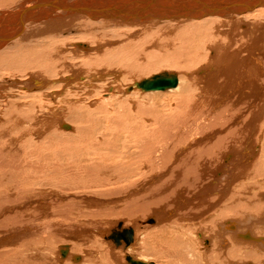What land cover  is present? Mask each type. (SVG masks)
Here are the masks:
<instances>
[{
    "label": "bare ground",
    "instance_id": "obj_1",
    "mask_svg": "<svg viewBox=\"0 0 264 264\" xmlns=\"http://www.w3.org/2000/svg\"><path fill=\"white\" fill-rule=\"evenodd\" d=\"M32 1L33 0H26V1L24 0L21 1L22 3L19 6H15V7L10 6L12 7V9L7 10V15H4L5 13L2 14L4 18H0V58H1L0 66L2 67L3 70L4 68H9L11 66H15L18 64L28 66L29 69L39 68L46 72H48L51 68H54L53 70L55 69L58 70L59 68H61L62 69L61 71L62 72L65 71L66 73V75H63L61 79H59V81L63 82L64 86L60 91L53 93L54 95H57L58 93L63 94L66 90L71 89L73 86V89H71V91L68 93L70 96H75V97H78V95L82 96V94H79L80 92L78 93L74 92L75 95H72L73 94L72 91L74 90V88H76V90L78 91L82 90L84 92L83 94L84 96L87 97L90 96L94 99L93 96L98 94L99 87H101L98 81H100L101 80L100 78H103L105 76L104 73L108 71V68H106L105 66L108 67L109 65V68L111 65H115V64H118L117 66H121V67L123 66L124 67L123 69H126V74H125L126 76L131 74L133 78L139 76L138 81H141L142 80L141 77L146 76L144 75L145 71L142 72L139 71L140 73H137L138 74L137 76L136 73H134L138 71V70L134 71V69L135 68L137 69L140 66L139 65L140 63L142 64L143 62H145L151 67L158 62L159 63L161 62L163 64V61L165 62V65H168L167 63L169 62L174 63L175 66L184 65V67H186L184 70L180 72L179 69V73H181V75L183 76L182 81H184L185 83V84L183 83L182 86H181L182 84L181 75L176 72L174 73L170 70V72L172 73L162 72L160 74H156L150 77L149 79L142 80L137 84L133 83V85L129 86L126 89L125 92L128 93L127 96L129 94H132L131 92H134L136 90L137 91L139 90L140 93L148 94V93H157V92L162 93V92L178 89L177 90L178 94H174L176 95L175 96L176 100H179L178 103H176V106H174L173 108L172 106H170L172 103L170 104V102H162L161 106H163L164 103L166 104L167 114L161 111L154 114L155 117L157 118V121H154L152 126L150 125L152 129L151 131H147L146 127L143 129L140 128L141 129L140 135L142 136L136 137L137 134L135 136L136 140L137 139L139 140L141 138L140 139L141 142L137 143L138 146H141V144L144 146V143L147 142L146 144L147 146L145 147L149 148V150L150 149L151 151L153 150L152 147H149L150 145H153L156 148V150H161V148H163L164 142H166V139H172L169 138L172 135V128H177L180 133L184 134L186 136L185 139L186 142H192L190 138L198 135L197 132L201 130L202 131L207 130L206 132L207 134L203 133L200 139H195L193 141L195 143L206 141L208 137H209L208 139H210V137L212 136L214 137V135L218 131H220L222 127L220 125L222 124L229 125L231 123H236V125L233 126L235 129H233L231 133L228 131L229 133L224 137V139H229V141L227 142L230 143L231 142L234 143L237 141L239 143L238 139L244 135L242 131L245 130V128L247 130V135H245L247 139L246 141H244L245 143H243L244 149L241 150L242 152L237 153L236 159L230 162L231 165L223 164L224 162L228 163V161L234 156L232 155L233 153L229 154L231 150L230 152L228 150L229 153H226V155L223 154L224 152L222 153L224 157L223 159L222 157H220L221 159L219 161L222 162V160H224V162L218 163L219 162L218 161L217 165L219 164L221 165L216 171H214L213 164L209 165V162L211 160L210 161L205 160L207 156H210L211 154L208 153L207 151H202L203 148L202 150L199 151L197 150L198 156L196 157V159L194 158V162L190 161L192 160L191 158L193 154L192 151H191V155H188L185 158L183 157V159L179 157L180 162L177 161L174 162L175 164L176 163L178 164V166L175 167V171L177 169H181L186 164H187V168H186L187 171L188 166H190V172H193L194 176L192 178L187 179L188 183L189 184L191 183V186L198 185L201 183V186L200 185L198 186L201 187V189L197 192L194 191L190 192L189 190L184 188L181 184H179V182L181 183L182 180L186 179L184 177L179 178L180 176L175 177V178L178 177V180L172 178L174 179L173 181H175L176 183L172 182L170 185L163 184L166 188V192L174 193L171 196L172 199L175 198V200L171 201V203L174 204V208L177 211H175V209L170 210V212L173 211V215H168L169 212L164 208H160L158 212L157 211L155 212L157 213L156 219H158L159 222H164V221L166 222L168 220L166 222L167 226L164 225V227L163 226L160 227L157 232L158 234L161 232L163 233L162 235L159 234L161 236V237L159 236L160 238L163 239L175 238L177 241H174L173 243L175 246L178 244V246L175 250H171V249L170 250L165 249L162 251L159 250V252L160 251L161 252L159 254H153V256L176 259L177 258L176 255H178V257L181 258L182 253H184L183 251H185L181 248L184 246V249L187 250L190 249L191 246L189 244L191 241H193V243H197L196 245L205 244L206 246L204 248L205 249L204 251L206 252L205 256L207 257V255L209 256L211 254L205 260L206 262L207 261L211 262L210 260L213 258V256L214 257L217 256L218 253L217 251H220V257L221 256L223 257L225 255L226 257H228L230 253H233L232 257H228V258L234 259V254H236L235 255L237 256L236 260L240 261L239 258L240 256H243L242 253H244L246 256L243 257H248L249 259L251 258L250 256H255L257 264H264V261L262 260V258L264 257V253H262L264 252V200H263L264 195L262 197V195L261 194L259 195V192L257 193L256 191V189L258 190V188L264 187V183L256 180L259 177L262 178L264 177L263 174L264 147L262 152H260L262 154H261L260 162L258 164L256 163V160L258 158L257 157L254 158V149H257V146H254V142L256 145V142L260 141V139H262L264 136L263 134L264 132H262V129L264 128L262 127V125H264V121L260 124V122L264 118V102L257 104L258 97L264 95L263 92L264 87L262 90V87L260 86V81H264V22L263 19L260 20L262 13L257 14L260 16H258V19H256L255 21L250 22L251 20H248L250 22L249 25H244L242 23L244 18L253 17L252 15L254 13L261 11V9L264 8V0H37L36 2H32ZM0 2L4 3L5 0ZM10 2L12 1L9 2L7 1L6 3H10ZM15 4L16 3H14V5ZM2 9L0 8V11ZM262 12L264 11L262 10ZM75 25L76 28H74L73 30V28L71 27L72 26L74 27ZM160 25H162L163 28L157 31L155 28H157ZM118 26H130V28H126V27L116 28ZM67 28L68 29L71 28L73 32L77 30L78 32H75L77 35L72 36V38L69 37V35L70 34L73 35V33H70L71 31H69ZM115 29H117L118 32L115 31ZM119 29H122V31L123 30L124 31L121 32ZM128 30L131 31L130 33L126 34L125 32H127ZM152 30H156V31L153 33H148ZM47 34H50L52 37V39L49 38L50 41L49 40H47L48 42L46 41L47 44L38 43V42L33 43L34 36H40V35L46 36ZM64 35H68L69 39L68 40L65 39L66 41L62 40L64 41V43L62 42L63 44H61L59 41H55V39L57 40L59 38L63 39ZM108 37H110V39H114L115 41H110V40L104 41V39ZM30 38L33 39L28 42ZM40 38L42 39L43 36H41ZM87 39H89L88 42L92 41L91 44H96V45H89L90 43L86 42ZM26 41L27 43H25ZM118 41H123V42L125 41V42L124 43L119 42L120 44H122L121 46H119L120 44L117 45ZM9 45H11L12 47H9ZM112 45L118 46L120 48L116 50L114 47L115 49L114 50L112 48L113 47ZM32 48H35V50L34 49L32 50ZM108 48H112V51L113 50L114 51L110 52L108 51L109 50ZM69 54H71L72 56L70 57ZM66 55L68 56L69 62H66L67 61ZM43 59H48L51 65L50 66L47 65L49 67L42 66V63H44ZM62 60H66V61L64 62ZM153 60L155 61L154 63ZM56 66H58L59 68H57ZM121 67L119 70H121ZM146 68L149 67L146 66ZM119 70H117V72H115L114 74V78L116 79H119L121 76V73L119 74L118 72ZM85 72L87 74L84 77L83 75ZM58 73H59L58 71H54L53 74H55L54 76H56ZM34 75L39 77V75L37 74L30 75L29 80L31 81V85L32 84L35 85L33 90H35L37 86H45L48 84H55L57 82V80H54V81H49L52 83L47 82L48 83L47 84L44 83V81L32 79L34 78L33 77ZM41 79L43 80V77ZM107 79H111V77L110 78L107 77ZM3 80H5V78L2 79V81H0V91L2 90L1 88H3L1 86H5L4 84H6L5 81ZM119 80H120L119 82H123L121 81L122 79ZM159 80L166 81V83H164L163 86L169 85V87L165 88L164 90H156V91H152V90L149 91L146 88V86L150 82L159 81ZM76 81L79 82L75 83ZM226 85H232V87L234 85V88H237V90L240 91L243 88H245V90H247L246 92L244 90L241 91L243 93L242 95L244 97L246 96L244 101L240 103L239 101L241 98L240 95L238 97H235V99L230 102L225 101L226 100L225 95L223 96L224 98L221 96L219 97V92L223 89V87H228ZM194 87L200 90L197 94L193 93L194 90L192 91V88ZM117 91H121V90H118V88L114 87L113 84L112 85L108 84L106 87L105 95L108 97L114 96L116 94H119ZM244 92L246 93V95L244 94ZM121 93L123 94L124 92L121 91L120 94ZM221 93L223 92L221 91ZM118 96H116V98ZM231 96L233 97V95ZM98 99H96L95 101H97ZM75 101H76L75 103L73 102L71 104H78V102H80L78 98ZM49 104L51 105V103ZM45 105L46 104H44L43 106ZM30 109L33 108L30 107ZM149 112L142 113L141 117L144 115L148 116V114H150ZM41 117L44 118L43 116ZM213 119L215 121H213ZM43 120L47 122L50 121V119H43ZM20 121H23L24 123L30 121V115L28 109L24 111L23 109L20 108L19 102L8 103L5 105L4 109H1L0 129H2L3 127V129L1 130L3 131V133L6 132L7 125L9 123H16L18 125H21L22 123ZM139 122H142V119H139ZM214 122L222 123V124H219L220 129L218 127H217L218 130L216 128L214 129L217 132L215 131L213 132L212 130H211L212 132H210L209 128L211 127L209 124L211 123L214 124ZM179 123H181L182 125H179ZM241 124L243 125L240 126ZM45 125L46 124H44V126ZM32 126L28 127L29 132L31 131ZM67 126L71 128L69 124ZM228 128L229 127L226 128V131L228 130ZM117 129L119 130V128ZM37 130L40 131V129ZM246 130L244 132H246ZM137 132L139 131L136 132H134V130L132 131L133 134ZM153 134L154 137L157 138L156 139L154 138V142H148L147 139ZM177 137L178 136H175V139ZM215 137L214 140L219 142V140H217V137L216 139ZM15 140H17V136H12L8 141L14 143V145H17V142H14ZM149 140H152V138H149ZM168 141L167 143L169 144ZM175 142H173V145ZM223 142L226 141L223 140ZM203 143L204 142H202L199 145H203ZM205 143L207 144V142ZM240 143L242 148L241 139H240ZM2 144H5L6 146V141H1L0 145ZM231 146L232 145L230 144V146L228 145L227 147H231ZM120 147L118 145V148ZM192 148H193V144H191L189 151L192 150ZM231 149L234 150L233 148ZM144 150L146 149H143V151ZM4 153L5 152H0V225H1L0 229H5L6 225H8L7 228L14 229V231H16L17 230L16 226L19 225L17 222L12 223V221L17 219L18 216L16 215V218L15 217L13 218V216L11 215V212H13L12 210L16 209V207H19L17 208L18 210L20 208L22 209L23 207H27L28 205H33L34 202L36 201H37L36 207L38 209H44L43 206L45 205L42 201H40V199L37 198L38 196H34V194L37 193L30 190H28L30 191L28 192L29 194L28 197L19 198L20 190L17 191V187H18L17 185L23 184L25 186L26 185L24 183L25 180L20 178V176L14 172V170L17 168L14 162L9 163L6 162L8 160L4 161V159H6L4 158L5 156L2 157V154ZM131 153L133 154V152ZM105 159L106 158L96 157L91 160H87V164H83L81 168L82 169L84 168L85 172H88L90 170L93 171V169H100V166L104 164L103 160ZM253 159H255V161ZM96 160L101 161L100 164H97ZM213 163H216V160ZM153 164L155 165L156 163ZM18 165H20V162H18ZM148 165L145 166V163H143L142 169L146 170L149 167ZM154 165H151L150 168L151 171H155L156 168L153 167ZM251 165H252V169H251L252 172L249 176V181L239 182V184L236 185L234 189L231 190V188H233L232 186L234 182L236 183L237 182L236 180H239L237 179L239 178V176L237 175L236 170L238 169L245 171L246 169H249V166ZM44 167H46L45 164ZM76 167H80V166L78 165ZM103 167L105 168L106 166L103 165L102 168ZM127 168H128L127 180H130L135 176H140V175L144 176L146 174L139 167L133 166V164L132 166L128 165ZM161 170H164V168H162ZM9 172L11 173L9 174ZM207 172L209 174H207ZM246 172L248 173L249 171L246 170ZM179 173L177 172V174ZM208 175H210V178L207 177ZM239 175L241 176V174ZM246 178L248 179L247 176ZM165 179H170V178H165ZM116 181L115 182L108 181L107 183L105 181L104 184H102L101 186L106 187L107 185H110L112 187H116V185L118 184ZM44 182L45 181H42L41 187L44 185L43 184ZM123 182L125 181L123 180ZM166 183L167 180L165 181V184ZM32 186H34V184L29 187ZM172 186L179 188V190H177V192L167 191ZM22 188L23 187H21V189ZM122 192L124 191H121V193ZM124 193L127 194L128 192L126 191ZM53 195L56 196V194ZM121 196H125V195L121 194ZM195 196L196 198L193 199ZM58 197L59 199L61 198L60 200L64 198L60 194ZM142 197L144 196L142 195ZM58 201L59 200H57V202ZM212 201L213 202L217 201V202L215 204H211ZM59 203L63 204V202H59ZM133 203L137 205L140 202H133ZM148 203L142 202L138 206L141 208ZM85 205L88 207L90 206L89 204L86 203ZM63 206H66V204H63L61 207ZM215 207H218L219 208L218 211L221 212L218 213V215L216 216L220 217L221 215H223V216H231L232 218H228L227 222L224 223L222 222L223 223L222 225L218 223L219 226L221 227L223 226L225 228L223 229V232H221L220 234L217 232L221 238L216 236L215 239H212L210 235H208L209 237L201 238L200 233L203 231H199V230L204 227L202 225H204V223L206 224V219H208V218L203 219L201 217H204ZM196 208L199 211H201L202 214L197 212L195 214ZM186 210H189L190 212L189 213L186 212L184 214H187L188 216L195 214L193 219H197V223H198V218H199L200 224L198 225H201L197 231L189 230V233L191 234V238H189V236L185 234V230L189 228L190 224L184 225V220L182 219L183 217L186 218L182 213L183 211ZM22 213L23 212H21V215ZM66 213L64 214L63 212L62 214H60L61 218L63 219V222L61 223H55V216L53 217L44 216L47 213L46 214L43 213L44 215L41 216L40 211H38V214H34L29 217L23 215L24 218L28 219L29 222L28 224L26 223L22 225V227H24L25 230L19 234H16L14 238H6L0 241V245H1L11 240H16V242H18L16 243L18 244L17 245L18 247L9 248L7 251H0V260L3 262V260H7V259L11 260L9 256L15 259L20 255L22 256L26 255V257H29L30 259L39 260L36 259L34 256L42 255L40 256L41 257L40 261L43 260L45 261L47 259L49 260V262L45 261L46 263L44 262V264H52L54 258L61 256L59 260L60 262L63 259V257L67 255L66 259L61 264H71L70 260L73 258V261L75 260L79 261L81 259L79 257V254H81L83 255L81 259V264H110L111 261L114 264L115 261L114 252L118 253V251H116V247L114 246L123 245L122 247H120L121 248L120 251L121 250L123 251L122 248L127 249L128 247H131L130 244L133 241H135L134 245L132 244L133 246H135L139 242L137 235L134 238V230L132 228L122 230L121 229L122 225H121L119 227L120 230H116V231L112 230L109 237H105L106 239L111 240L115 245L113 246L110 243L106 242L107 244L106 247L108 250H106L105 252H107L108 255L107 257L101 256L102 258L100 259H102V261L100 260V262L102 263L98 262L99 256L96 253L97 250L100 248L95 249L96 246L95 244H91L89 246L88 245L89 242L87 244L88 246L86 244L78 243V242H75L74 244L64 242V244L60 245L58 250L56 249L57 252L53 256V254H51L52 251L51 247L54 245L50 246V244L53 238H56L55 236L59 235L57 234L59 231H66V229H69L70 231L74 226L76 227H74L73 229L79 230L84 225H86V223L84 224L80 223L81 226H77L79 224L76 222L75 219L79 215L81 216L80 213H76L74 215H69V213H67L68 214L67 215ZM89 213L91 215H85V217L91 218V216L93 215L92 217L96 216L98 218L100 212L95 213L94 211L93 213H91L90 211ZM107 215H110L111 217L112 213H107ZM47 218L50 219L48 222H47ZM214 218L215 216L214 217L211 216L209 220H212ZM41 219H45V220L40 222L39 220ZM71 219H73L71 223H68ZM4 220L10 221L12 224L10 222H8V224H3ZM155 221L150 220L149 222L153 223ZM66 223L71 225L70 228ZM72 223H77V224H72ZM213 224H215V220L213 221ZM25 225H30V226H25ZM198 225L195 226L198 227ZM85 227L86 226H84V230L81 229L83 230V234L81 233V235L86 234L88 235V237L91 238L92 237V235L90 234L91 230L89 228L86 229ZM205 227L207 226L205 225ZM216 227L218 226L216 225ZM166 228H168V230L171 231L165 233L164 231L166 230ZM213 228L214 226L211 227V229ZM97 229H99L100 232L103 233L101 231V228H97ZM220 229L219 231H221ZM256 229L257 232H259V234L255 233ZM36 232H40L41 235L35 240H28L27 238H25L26 235L32 236L33 234H36ZM205 232L206 233L208 232V228H206ZM103 235L106 236L105 234ZM226 238L229 240H226ZM56 240L57 239H55L54 241ZM252 240L255 242V244L251 243ZM144 243H146V241H144ZM257 243L260 244L258 245ZM195 247L194 249H197ZM85 248H90L88 254L86 251H84V254L79 253L83 251L81 249H85ZM94 249L95 252L94 251L91 252ZM204 251L202 252L204 253ZM186 252H190V250ZM85 253H86V257L84 256ZM109 254L112 257H110ZM194 254L198 256V253L196 254L195 252ZM43 255L44 258L42 259ZM256 255H262V256H256ZM75 256H77V258L74 260ZM185 256L186 257H184V259L182 258L181 259L184 260L185 262H189L187 261V259L185 260V258H187L188 255ZM140 257L141 256H139V258ZM201 258L205 259L204 255ZM216 259L218 260V258ZM125 260L127 261V264H135V262L143 263L144 261L135 258V256H126ZM195 260L196 259H194L193 261L195 262ZM220 260H222V258ZM214 261L216 260L214 259ZM116 264H123V261L121 259H118L116 260ZM148 264H152V263H148ZM231 264H242V262L236 263L235 261V263H231Z\"/></svg>",
    "mask_w": 264,
    "mask_h": 264
},
{
    "label": "rangeland",
    "instance_id": "obj_2",
    "mask_svg": "<svg viewBox=\"0 0 264 264\" xmlns=\"http://www.w3.org/2000/svg\"><path fill=\"white\" fill-rule=\"evenodd\" d=\"M0 1H3V0H0ZM7 1L8 2L12 1V2H10L11 3L10 4V3H6ZM21 1H24V0H5L4 3L0 2V8L1 9L3 8L0 11V18H4L2 16V14L5 13L4 15H7V10L12 9V7H10V6L15 7V6L21 5V3H22ZM36 1L37 0H33L32 2H36ZM18 2H19V4H18ZM14 3H16V4L14 5ZM2 6H4V7H2ZM262 10L264 11V8L261 9V11H258L259 13L258 12L254 13L252 15L253 17L244 18L242 23L244 25H249L250 22L258 19V16H260V15H257V14H260V13H262V15H261V18L260 17L259 18H260V20L263 19V22H264V14H263L264 12H262ZM255 16H257V17H255ZM248 20H251V21L249 22ZM123 27L130 28V26H118L116 28H123ZM71 28H73V30H74V28H76V25L74 27L72 26ZM161 28H163L162 25L158 26L155 29L158 31ZM70 29H68V30L71 31L70 33H73V35L70 34L69 37L72 38V36L77 35L75 32H78V31L75 29L76 31L73 32V30L72 29L70 30ZM119 30L121 32L124 31V30L122 31V29H119ZM156 30H152L148 33H153ZM115 31L118 32L117 29H115ZM128 31L125 33L128 34V33H130L131 30H128ZM126 34H123V35H126ZM41 36H43L42 39L40 38ZM44 37H46V38H44ZM65 37H67V38H65ZM33 38L36 40H34ZM33 38H30L28 40V42L33 39V41H34L33 43L38 42V43L47 44V42H48L47 40L50 41L49 38L52 39L50 34H47L46 36L45 35L34 36ZM65 39L66 40L69 39L68 35H64L63 39L62 38L61 39L59 38L58 40L55 39V41H59L61 44H63L64 41H66ZM62 40H64V41H62ZM105 40L115 41L114 39H110V37L104 39V41ZM88 41H89V39L86 40V42H88ZM119 42L122 43L123 41H118L117 45L120 44ZM25 43H27V41ZM88 43H90L89 45H96V44H91L92 41L88 42ZM121 45L122 44H120L119 46H121ZM9 47H12V46L9 45ZM114 47L116 50L120 48L118 46H113L112 48L114 49ZM112 48H108L109 50L108 49L107 50L110 52H113L115 49L112 51ZM33 49L35 50V48H32V50ZM27 50H29V49H27ZM69 55H70V57L72 56L71 54H69ZM66 57H67V61L66 60H62V61L69 62L67 55H66ZM47 60L48 59H43L44 63H42V66L49 67L51 65L50 61L48 60L49 61L48 62ZM76 62H78V61H76ZM154 62L155 61L153 60V63ZM167 64L168 65H165V62L163 61V64L161 62L160 63L158 62L151 67L147 63L143 62L142 64L141 63L139 64L140 66L137 69L136 68L134 69V71L138 70L137 72H134V73H136V76H137L138 75L137 73L145 71L144 75H146V76H142L141 79L146 80V79H149L150 77H152L156 74H160L162 72H170V70L174 73L176 72V73L181 75V73H179V69L181 72L182 70H184L186 68V67H184V65L175 66L174 63H171V62H169ZM20 65L18 64L15 66H11L9 68H4V70L0 66V70H1L0 75L2 76V77L1 76L0 77L2 79L5 78V80H3V81H5V83H6V84H4L5 86H1L3 88H1L2 90L0 91V111H1V109H4L5 105L8 103L19 102L21 109H23L24 111L26 109H28L29 115H30V121L25 122V123L23 121H20L22 123L21 125H18L16 123H9L7 125V129H6L5 133H3V131H1L3 129V127H2V129H0V142L6 141V146H5V144L0 145V152H5L4 154H2V157L5 156L4 158H6V159H4V161L8 160L6 162H9V163L14 162L16 164L17 168L14 170V172L16 174H18L20 176V178L25 180L24 181V183L26 184L25 186L23 184L17 185L18 186L17 191L20 190L19 191V194H20L19 198L28 197L29 196L28 192L33 191V192L37 193V194H34V196H38L37 198L40 199V201H42L45 206H43L44 209H38L36 207L37 206L36 205L37 201H36V202H34L33 205H28L27 207H23L22 209L20 208L17 210V208H19V207H16V209H14L16 212L14 210H12L13 212H11V215L13 216V218L14 217L16 218V215L18 216L17 219H15L16 221L14 220V221H12V223L17 222L19 226H16L17 227L16 231H14V229L7 228L8 225H6L5 229H0V241L3 239H6V238H14L16 234H19L25 230V228L22 227V225H24L26 223L28 224L29 222H28V219H25L23 215H26V217H29L31 215L38 214V211H40L41 216L47 213L44 216H46V217L47 216H51V217L55 216V223H61V222H63V219L61 218L60 214H62L63 212H64V214L67 212V213H69V215H74L76 213H80L81 216L79 214H77L79 216L76 217V219H75L76 222L79 224L77 226H81V224L86 223V225H84V226H86L85 227L86 229L89 228L91 230L90 234L92 235V237L90 238L86 234H85L86 236L81 235V233L83 234L84 226L82 228H80L79 230L73 229L74 227H76V226H74V227H72V230H70V231H69V229H66L67 232L66 231H59L57 234H59L61 237L59 235L55 236L56 238H53V240L50 244V246L54 245L51 247L52 248L51 254H53V256L55 255V253L59 249L60 245L64 244V242L65 243H71V244L78 242V243H83L86 245L89 242V244H88L89 246L91 244H95L96 245L95 249L100 248L97 250L96 253L99 256L98 262L102 263V262H100V260L102 261V259H100V258H102L101 256L107 257V255H108V253L105 252L106 250H108L106 247L107 246L106 242L110 243L113 246L115 245L111 240L106 239L105 237H109L112 230L113 231L114 230L115 231L120 230L119 227L122 225L121 226L122 230L132 228L134 230V238L137 235L139 242L135 246H133L134 242H135V241H133L130 244V246L132 248L131 247H128L127 249L122 248L123 251L122 250L120 251V249H121L120 247H122L123 245L122 246H114V247H116V251H118V253H119L118 254L117 252H114L115 253L114 254V258H115L114 264H116V260H118V259H121L123 261V264H127V261L125 260L126 256H135V258H137V259L144 260L143 262L154 263V264H202L203 261L205 262V263L203 262V264H210V263L211 264H226V263L231 264V263H235V261H236V263L242 262V264H257L255 256H250L251 258L248 259V257H243L246 255L244 253H242L243 256H240V258H239L240 261H237L236 260L237 256H235L236 254H234V259L228 258V257H232L233 253H230V255H228V257H226V255L223 257L222 256L220 257V251H217L218 253L216 252L217 256H215V257L213 256V258L210 260L211 262H208V261L206 262L205 260L211 254L209 256L207 255V257L205 256V253H206L204 251L205 250L204 248L206 247L205 244L196 245L197 243H193V241H191L189 244L191 246L190 249H188V250L184 249V246L181 248V249L185 250V251H183L184 253H182L181 258L184 259V257H186L185 255H188L189 258L187 257V258H185V260L187 259V261H189V262H185L180 257H178V255H176V257H177L176 259L153 256V254H159L162 250H165V249L175 250L178 246V244L175 246L173 243L174 241H177L175 238H171V239L167 238L169 240L168 241L165 238L164 239L160 238L161 236L159 234L162 235L163 234L162 232L159 234L157 232L160 227H162V226L164 227V225L167 226L166 222L168 220L166 222L165 221L159 222L158 219H156L157 213H155V212L156 211L158 212L160 210V208H164L169 212L168 215H173V211L170 212V210L175 209L174 204L171 203V201L175 200V198L172 199V196H171L174 193L166 192V188L164 185H170L172 182H175V181H173L174 179H172V178H175L176 176H178V177L180 176L179 178L184 177L186 179L182 180L181 183L179 182V184H181L184 188H186L190 192L191 191L197 192L201 189V187H198L199 185L201 186V183L198 185H193V186H191V183L190 184L188 183L187 179L192 178L194 176V173L190 172V166H188L187 171H186L187 164L182 167L183 169L181 168L182 170L177 169L175 171V167L178 166V164L177 163L175 164L174 162L175 161L180 162L179 157H181L183 159V157L185 158L186 156L191 155V151L193 154L191 156L192 160H190V161L194 162V158L196 159V157L198 156V151L202 150V148H203L202 151H207L208 153L211 154L210 156L205 155V156H207V158L205 160H208V161L211 160L212 161V162L210 161L211 163L209 162V165L213 164L214 171H216L220 167L221 164L217 165L218 163L224 162V160H222V162L219 161L221 159L220 157H222V159H223V157H224L223 154L226 155V153H229L230 150H231V152L229 154L233 153L232 155H234V156L228 161V163L224 162L223 164L231 165L230 162H232L234 159H236L237 153L242 152L241 150L244 149L243 143H245L244 141H246V139H247L245 137V135H247L246 128H245L246 132H244L245 130L242 131L244 133V135L238 139L239 143H238V141L234 142V143L233 142L230 143V142H227V141H229V139H224V137L229 132L231 133V131L233 129H235L233 126H235L236 123H231V124H229L230 126L228 124H222V123H216V122H214L215 125L213 123H211V124H209L211 127V128H209L210 132H212V131L214 132L215 128L218 130V128L220 126H222L221 129L219 128L220 131H218V132L215 131V132H217L216 133L217 135L216 134L214 135V137L215 136L217 137V140H219V142L214 140V137L212 136V137H210V139L212 141L210 139H208L209 137L207 138L208 140L206 139V141H202L204 143L207 142V144L205 143V145H204V143H203V145H199L202 142L195 143L193 141L195 139H200L201 135L203 133L207 134L206 133L207 130L206 131L201 130V131L197 132L198 135L190 138L192 142H186V140H185L186 136L184 134L180 133L177 128H172V135H171L172 137L171 136L169 137L172 139H166V142H164L163 148H161V150H156V148L153 145H150L149 147L153 148V150H152L153 152H152L151 149L149 150V148L145 147V146H147L146 145L147 142L144 143V146L142 144H141V146H138L137 143L141 142L140 141L141 138L139 140L138 139L136 140V137L142 136V135H140V130L145 128V127H146L147 131L152 130L151 126L153 125V122L157 121V118L154 115L155 113L161 111V112L167 114L166 104L164 103L163 106H161L162 102H170V104L172 103L170 106H172L173 108H174V106H176V103H178L179 100H176V97H175L176 95H174V94H178V91H177L178 89L170 90L171 92L166 91V92H162V93L157 92V93H148V94L140 93L139 90L138 91L136 90L134 92H131L132 94H129L127 96L128 93L125 92L126 89L129 86L133 85V83L137 84V83L141 82L142 80L138 81L139 76L133 78L131 76L132 74L126 76L125 75L126 69H123L124 68L123 66L121 67V66H117L118 64H115V65H111L114 68H112L110 66V68L113 70H111L109 68V65H108V67L105 66L106 68H108L109 73H108V71L104 73L106 76V77L105 76L104 77L106 79L104 77L100 78L101 80L99 79L101 82L98 81V83H99V85H101V87H99L98 94L93 96L94 99L90 96L89 97L84 96L83 95L84 92L82 90L78 91V90H76V88H74V90L72 91L73 92L72 95H75V93L80 92L79 94H82V96L81 95H78V97L70 96L68 93L71 91V89H73V86L71 89L66 90L63 94L58 93L57 95H54L53 93L60 91L64 86L63 82L59 81V79H61V77L63 75H66L65 71L62 72L61 71L62 69L59 68L58 66H56L57 68H59L58 70H56V69L53 70L54 68H51L52 70L50 69L48 71L49 72L48 73V72H46L42 69H39V68L38 69H35V68L29 69L28 66H24L22 64H20ZM47 65H49V66H47ZM156 65H158V66H156ZM146 66L149 68H146ZM170 66H171V68H170ZM120 67H121V70H119ZM154 67H156V68H154ZM117 70H119L118 71L119 74L121 73V76L119 79H122L121 81H123V82H119L120 81L119 79L114 78V74H115V72H117ZM54 71H58L59 73L56 76H54L55 75V74H53ZM172 72H170V73H172ZM32 74L39 75V77L34 75L33 76L34 78H32V79L41 80V81H44V83H47L49 81H54V80H57V82L55 84H48L47 83L48 85H45V86H37L35 88V90H33L35 85H33V84L31 85V81L29 80L30 75H32ZM86 74L87 73L85 72L83 76L85 77ZM11 76H12V78H11ZM42 77H43V80L41 79ZM107 77H109V78L111 77V79H107ZM1 78H0V81H2ZM182 78H183V76L181 75V81L183 80ZM12 80H14V81H12ZM25 80H27V81H25ZM110 80H111V83H110ZM77 82H79V81H76L75 83H77ZM81 82H83V81H81ZM49 83H52V82H49ZM183 83H184V81H182L181 86L183 85ZM108 84H111V85L113 84L114 87H117L118 90H121L124 93L120 94L121 91H117L119 94L114 95L115 97L114 96H109V97L106 96L105 91H106V87ZM226 86H228V87H223V89L221 90L223 93H221V91L219 92V97L220 96L223 97L225 95L226 100L225 99L224 100L226 102H230V101L234 100L235 97H238L240 95L241 96V98L239 100L240 103L244 101L246 96L244 97L242 95L243 93L241 91L244 90L246 92L247 90H245V88H243L240 91V90H237V88H234V85H233V87H232V85H226ZM229 86H231V87H229ZM260 86L262 87V90H263L264 81H260ZM103 87H105V88H103ZM228 89H230V90H228ZM193 90H194V92H193L194 94H197L200 91V90L196 89V87L192 88V91ZM231 92H233V93H231ZM245 92H244V94L246 95ZM263 92H264V90H263ZM230 94L233 95V97ZM172 95H174V96H172ZM103 96L105 99L103 98ZM116 96H118V97L116 98ZM157 97H158V99H157ZM263 97H264V95L258 97L257 104L264 102ZM77 98L79 99L80 102H78V104H71L73 102L75 103L76 102L75 100ZM127 98L130 100H128ZM164 98H165V100H164ZM67 99L70 101H68ZM96 99H98V100L95 101ZM49 103H51V105ZM68 103H70V104H68ZM44 104H46V105L43 106ZM30 107H32L33 109H30ZM146 112L150 113V114H148L149 117L145 116V115L141 117V114L146 113ZM41 116H43L44 118H42ZM39 118H41V119H39ZM148 118H150V119H148ZM255 118H256V116H255ZM43 119H50V121L47 122ZM139 119H142V122H139ZM213 121H215V120L213 119ZM263 121H264V118L262 119L260 124ZM241 123H242V121H241ZM44 124H46V125L44 126ZM68 124L71 126V128L67 126ZM219 124H222V125L219 126ZM179 125H182V124L179 123ZM242 125L243 124H241L240 126H242ZM30 126H32L33 130L31 129V131L29 132L28 127H30ZM115 126H118V127H115ZM227 127H229L231 130L228 128V130L226 131ZM262 127H264V125H262ZM117 128H119V130ZM37 129H40L41 132ZM127 129H129L130 132ZM133 130H134V132H136V131H139V132L133 134L132 133ZM37 131H39V132H37ZM262 132H264V128L262 129ZM41 133H43V134H41ZM136 134H137V136H136ZM12 136H17V140L14 141V142H17V145H14V143H11L8 141ZM78 136H80V137H78ZM175 136H178L177 137L178 139L177 138L175 139ZM216 137H215V139H216ZM149 138H152V140H149ZM149 138L147 139L148 142H154V138L156 139L157 137H154V134H153ZM221 138H223V139H221ZM240 139L242 142V148H241ZM132 140H134V141H132ZM177 140H178V142H177ZM223 140L226 142H223ZM167 141L169 142V144L167 143ZM173 142H175L174 145H173ZM116 143H117V145H116ZM208 143H209V145H208ZM229 143L233 147L232 146L227 147L228 145L230 146ZM191 144H193V148H192V150L189 151ZM118 145H119V147L120 146L121 147L118 148ZM124 145L128 146V147H125ZM179 145H180V147H179ZM213 145H215V146H213ZM205 146H206V149H205ZM207 146H209V147H207ZM254 146H257V149H254V158H256V157L258 158L256 160V163L258 164L260 162L261 154H262L260 152H262L263 147H264V136L262 139H260V141L256 142V145L254 142ZM102 147H104V148H102ZM225 147H227V148H225ZM231 148H233L234 150L236 149V150L234 151ZM54 149H56V150H54ZM143 149H146V150L143 151ZM223 149L224 150L226 149V150L224 151ZM228 150H229V152H228ZM182 151H183V153H182ZM187 151H189V152H187ZM112 152H114V153H112ZM131 152H133V154ZM175 152H177V153H175ZM169 153H171V154H169ZM214 153H215V155H214ZM252 154H253V151H252ZM257 154H258V156H257ZM96 157L106 158L105 160H103V162H104L103 165H105L106 167L102 168L103 165H101L100 169H93L94 172L91 170L88 172H85L84 168L83 169L81 168L83 166V164H87V160H91V159L96 158ZM141 157H144V158H141ZM215 160H216V163H213ZM253 160L255 161V159H253ZM121 161L124 163H122ZM133 161H134V163H133ZM18 162H20V165H18ZM100 162L101 161L96 160L97 164H100ZM136 162L138 163V165ZM143 163H145V166H147L149 164L148 165L149 167L146 170L142 169ZM153 163H156V164L154 165ZM44 164L46 167H44ZM132 164H133V166L139 167L146 174L144 176H141V175L135 176L134 178L127 180V173H128L127 166L128 165L132 166ZM78 165L80 167H76ZM151 165H154L153 167L156 168L155 171H151V169H150ZM161 167L164 168V170H161L162 169ZM165 167H166V169H165ZM39 168H41V169H39ZM48 168H50V169H48ZM78 168H81V169H78ZM251 169H252V165L249 166V169H246L247 171H249L248 173L246 172V170L245 171L244 170H238V169L236 170L237 175L239 176V178H237V179H239V180H236L237 181L236 183L234 182V184L232 186L233 188H231V190L234 189V187L236 185H238L239 182L249 181V176L252 172ZM82 171L85 173H83ZM177 172L178 173L181 172V173L177 174ZM10 173L11 172H9V174ZM243 173H245V174H243ZM149 174H151V175H149ZM188 174H189V176H188ZM207 174H209V173L207 172ZM239 174H241V176ZM23 175H25V176H23ZM29 175H31L32 177ZM70 176H72V177H70ZM112 176H114L116 178H114ZM246 176L248 177V179L246 178ZM138 177H141V178H138ZM178 177L175 179L178 180ZM207 177L210 178V175H208ZM165 178H170V179H165ZM241 178H242V180H241ZM32 180H34V181H32ZM123 180L125 182H123ZM166 180H167V183L165 184ZM168 180H169V182H168ZM256 180L264 183L263 182L264 177L263 178L259 177ZM261 180H263V181H261ZM42 181H45V182L43 183L44 185L41 187ZM105 181H106V183L108 181H113V182L116 181L118 184L116 185V187H112L110 185H107L106 187H102L101 185L104 184ZM20 182H22V181H20ZM33 184H34V186H32L33 188L29 187ZM152 184H153V186H152ZM139 185H141V186H139ZM21 187H23L22 188L23 190L21 189ZM117 187H119V188H117ZM189 188H192V189H189ZM28 190H30V191H28ZM120 190L124 191V192L127 191L128 193L127 194H125L124 192L121 193ZM142 190H143V192H142ZM177 190H179V188L172 186L167 191L177 192ZM62 191H64V192H62ZM256 191H257V193L259 192V195L261 194L263 197L264 187L258 188V190L256 189ZM260 192H262V193H260ZM53 194H56V196ZM59 194L61 196H63L65 199L63 198L62 200H60L61 198L59 199V197H58ZM121 194H124L125 196H121ZM131 195H133V196H131ZM142 195L144 197H142ZM190 196H192V195H190ZM195 198H196V196L193 199H195ZM57 200H59V201L57 202ZM59 202H63V204H66L67 207L66 206L61 207L63 204L59 203ZM133 202H140V203H142V202L148 203L149 202V203L140 208L138 206L140 203L136 205ZM216 202L217 201H214V202L212 201L211 204H215ZM85 203L89 204L90 206L89 207L86 206ZM164 205H165V207H164ZM152 206H154V207H152ZM126 207H127L128 211L126 210ZM45 208H47V209H45ZM196 210H195V214H196V212L202 214V212L199 211L197 208H196ZM218 210H219V208L215 207V208H213V210H211L204 217H201L203 219L208 218V219H206V224L204 223V225H202L204 227L199 230V231L204 232V233L203 232L200 233L201 238L209 237L208 235H210L212 237V239H215L216 236L220 237L219 234L221 232H223V229H225V228L223 226L222 227L219 226V224L222 225L224 222L228 221L227 220L228 218H232L231 216H223V215H221L220 217L216 216V215H218V213H221ZM20 211L23 212L22 215H21ZM57 211H59V212H57ZM73 211H75V212H73ZM90 211H91V213H93L94 211H95V213L100 212L99 217L98 218L96 216L92 217L93 215L91 216V218L85 217V215H91L89 213ZM175 211H177V210L175 209ZM186 212L189 213L190 211L189 210L183 211L182 213L186 218H184V217L183 218L181 217V218L184 220V225L190 224L189 228H187L188 230L187 229L185 230V234L187 236H189V238H191V234L189 233V230L197 231L201 225H198V224H200L199 218H198V223H197V219H193L195 214L188 216L187 214H184ZM107 213H112L113 216L111 215V217H110V215H107ZM162 216H163V214H162ZM211 216L212 217L215 216V218L212 220H209L211 218ZM185 219H187V220H185ZM43 220H45V219H41L39 221L41 222ZM49 220L50 219L47 218V222ZM72 220L73 219H71L68 223H71ZM150 220H152V221L157 220V221L151 223V222H149ZM214 220H215V224L218 227H216V225L213 224ZM8 222H10V221L4 220L3 224H8ZM211 222H212V224H211ZM68 223H66V224L70 228L71 225H69ZM77 223H72V224H77ZM195 225H198V227ZM205 225L207 227H205ZM25 226H30V225H25ZM212 226H214L213 229H211ZM0 227H1V225H0ZM97 228H101V231L103 233H101L100 230ZM206 228H208L207 233L205 232ZM81 229H83V230H81ZM219 229L221 231H219ZM135 230H136V233H135ZM209 230L210 231L214 230V231L210 232ZM169 231H171V230H168V228H166V230L164 232L166 233ZM255 233L259 234V232H257V229L255 230ZM103 234H105L106 236H104ZM40 235H41L40 232H36V234H33L32 236L26 235L27 237L25 236V238H27L28 240H35ZM65 236H66V238H65ZM157 238H159V239H157ZM55 239H57V240L54 241ZM226 240H229V239L226 238ZM144 241H146V243H144ZM84 242H86V243H84ZM13 243H15V244H13ZM16 243H18V242H16V240H11L7 243L1 244L0 245V251H7L9 248H16V247H18L17 246L18 244H16ZM251 243L255 244V242L253 240L251 241ZM257 244L259 245L260 243H257ZM83 247H85V246H83ZM194 247L197 248L198 250L194 249ZM89 249L90 248L81 249L83 251H81L79 253L84 254V251H86L88 254ZM95 249L92 250L91 252H93V251L95 252ZM159 250H161V251L159 252ZM189 250H190V252H186ZM229 250H231V249H229ZM129 251H130V253H129ZM202 251H204V253ZM193 252L194 253L196 252V254L198 253L199 257L196 256ZM262 253H264V252H262ZM190 254H193V255H190ZM203 255H204L205 259L201 258ZM262 255H256V256H262ZM40 256H42V255L34 256L36 259H39V260L30 259L29 257H26V255H23V256L20 255V256L16 257L15 259L9 256V258L11 260L7 259V260H3V262L0 260V264H44L45 261L49 262V260H47V259L45 261L44 260L40 261V258H41ZM84 256L86 257V253ZM109 256L112 257L110 254H109ZM139 256H141L142 258L141 257L139 258ZM66 257H67V255L65 257H63V259L60 262H59V260H60L61 256L54 258L53 259L54 261L52 262V264H59V263L61 264L66 259ZM79 257L82 259L83 255L79 254ZM43 258H44V255H43L42 259ZM76 258H77V256L74 257V260ZM216 258H218V260ZM221 258H222V260H220ZM223 258H224V260H223ZM81 259L79 261H76V260L73 261V258H72L70 260V263L71 264H81ZM194 259H196L195 262L193 261ZM202 259H203V261H202ZM214 259L217 262L214 261ZM190 260H192V261H190ZM262 260L264 261V257L262 258ZM243 262H245V263H243ZM110 264H113V262L111 261Z\"/></svg>",
    "mask_w": 264,
    "mask_h": 264
},
{
    "label": "water",
    "instance_id": "obj_3",
    "mask_svg": "<svg viewBox=\"0 0 264 264\" xmlns=\"http://www.w3.org/2000/svg\"><path fill=\"white\" fill-rule=\"evenodd\" d=\"M164 83H166V81H161V80H159V81H152V82H150L147 86H146V88L150 91V90H152V91H156V90H164L165 88H168L169 87V85H164L163 86V84ZM135 264H148V263H145V262H143V263H137V262H135ZM153 264V263H152Z\"/></svg>",
    "mask_w": 264,
    "mask_h": 264
}]
</instances>
